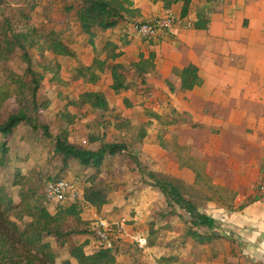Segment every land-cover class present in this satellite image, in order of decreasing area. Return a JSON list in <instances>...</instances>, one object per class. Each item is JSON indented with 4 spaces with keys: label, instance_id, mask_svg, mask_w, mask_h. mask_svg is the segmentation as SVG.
Here are the masks:
<instances>
[{
    "label": "trees",
    "instance_id": "1",
    "mask_svg": "<svg viewBox=\"0 0 264 264\" xmlns=\"http://www.w3.org/2000/svg\"><path fill=\"white\" fill-rule=\"evenodd\" d=\"M162 1L166 8L181 2V16H186L193 0ZM4 3L5 0H0V7ZM38 6L37 0H26L24 8L18 12V24L13 22L12 17L4 14L0 17V173L9 168L14 160L11 141L21 128L28 129L30 134H37L36 139L50 142L49 160L57 161L54 166L57 173L53 176L38 169L25 172L16 168L11 186L18 188L17 199L10 194L6 183H0V264H57L55 250L46 238L52 237L57 247L63 248L69 238L89 235L90 221L84 218L85 203L102 212L110 202L109 195L113 187L108 178L122 180L130 174L140 175L139 182L143 187L157 190L164 198L163 203L155 201L151 207L145 235L147 247L157 246L161 232H172L179 224L183 232L179 236L178 248L186 247L189 242L194 248L210 246L220 239V234L216 232V219L204 208L207 203L216 201L223 208L234 209L236 194L215 185L199 160L182 154L181 151H185L183 146L174 145L165 138L167 127L177 123L192 124L188 113L178 112L176 108H171L168 115L145 111L150 121L157 119L160 125L157 135L160 147L177 151L180 167L189 168L195 173V180L191 184L179 177L149 169L142 162L135 150L146 138L147 126L151 123L136 124L123 112H113L104 91L86 90L75 99H69L64 110L57 114L56 130L44 120V114L52 101L40 96L43 83L47 80L52 84H65L60 58L78 60V54L71 46L76 34L70 31L69 24L63 30L32 23V14ZM65 10L67 15L73 14L79 34L84 37V44L91 46L94 52L89 65L79 61L72 68L70 80L96 85L109 70L112 78L110 87L115 94L137 90L139 83L146 85V74L156 68L155 52L150 51L148 56L141 52L138 61L124 65L118 60L123 54L122 46L128 41L121 45L108 37L103 39L100 47L96 46L99 32L116 30L120 25L126 27L139 22H152V18L142 19L141 10L135 7L133 0H74ZM207 23L206 12L199 10L194 28L207 29ZM143 39L151 43L153 37ZM30 50L37 52L36 64ZM18 54L25 65L21 73L8 65ZM174 72L180 77L181 91H189L203 84L199 69L193 64ZM9 100L14 101L16 109L4 114ZM124 103L128 108L132 107L127 98ZM71 107L77 110L90 109L101 113L102 117L112 113L103 118L101 131L88 137L90 147L72 140L70 127L78 117L75 112H70ZM110 127L115 132L108 134L107 129ZM73 169H77L78 175L84 174V200L57 206L56 211L51 213L46 185L64 178ZM19 222H24L23 228ZM224 236L232 239L229 235ZM89 244V238L85 237L69 250L76 264H117L118 248L88 250ZM157 263L181 264L183 261L179 255L170 253L159 256ZM62 264L73 263L67 259Z\"/></svg>",
    "mask_w": 264,
    "mask_h": 264
},
{
    "label": "crops",
    "instance_id": "2",
    "mask_svg": "<svg viewBox=\"0 0 264 264\" xmlns=\"http://www.w3.org/2000/svg\"><path fill=\"white\" fill-rule=\"evenodd\" d=\"M133 2L141 10L142 19L160 16L168 9L181 16V2L169 8L164 6L162 0ZM199 10L207 14V29L194 28ZM182 17L184 23L176 27L173 33L160 32L151 43L135 31V25H120L116 30L99 32L96 46L100 47L103 39L108 37L121 45L128 41L122 46L123 54L118 60L124 65L138 61L141 52L145 56L150 51L155 52L156 68L152 73L146 74V85L139 83L137 90L114 95L122 96L123 103L127 98L132 104L130 93L133 91L139 94L142 92L141 88L147 86L151 88L148 91L152 95L148 93L146 96L151 95L155 100L154 110L151 111L168 115L171 108H176L178 112L188 113L193 125L177 123L170 126V129L172 126L176 129L181 127L178 131L191 133V136L184 139L178 138L176 145L183 146L186 153H189L188 156L200 159L215 185L236 194L235 207L226 209L221 203L209 202L213 209L206 212L216 219V232L221 236L210 246L194 248L189 242L184 248H176L180 241L168 246H161L159 243L155 247L141 248L146 252L149 250L150 255L149 262H143L158 264L159 256L173 253L180 256L183 261L181 264H264V195L258 192L259 184L264 183V0H227L223 3L193 0L188 14ZM187 20L192 21V28H186ZM68 24L70 31L76 34V40L71 46L78 54V60L71 58L74 62L72 68L79 61L89 65L94 57L92 47L84 44V37L79 34L75 19L76 31H73V25ZM81 52L85 55L83 58ZM66 58H60L62 71V59ZM190 64L198 67L203 84L189 91H181L180 77L174 70ZM104 77L111 78L109 70L103 74L101 81ZM111 83L112 78L109 86ZM146 96L140 95L143 100H146ZM110 105L113 107L111 103ZM147 122L151 124L147 126V136L142 144L148 139L149 127L153 126V141L160 150L158 153L163 157L174 155L173 160L171 157L164 158L152 170L193 183L195 173L189 168L180 167L177 152L160 147L157 119L150 121L145 116L141 123ZM169 137L165 135L171 142V135ZM139 155L142 162L148 165L142 154ZM157 195V198L161 197L159 192ZM109 198L111 200L110 196ZM151 203L152 201L149 205ZM50 205L49 211L54 213L57 206L53 208ZM241 205L243 207L239 208ZM86 212L91 215L89 221L103 213L89 204L84 206L85 219ZM149 214L150 206L146 216ZM131 221L135 222L133 227H136L143 220L142 217L134 216ZM226 230L231 233L232 241L224 236L223 232ZM85 237L89 238L91 244L92 238L89 235Z\"/></svg>",
    "mask_w": 264,
    "mask_h": 264
},
{
    "label": "rangeland",
    "instance_id": "3",
    "mask_svg": "<svg viewBox=\"0 0 264 264\" xmlns=\"http://www.w3.org/2000/svg\"><path fill=\"white\" fill-rule=\"evenodd\" d=\"M26 0H5V3L2 7H0V17L1 14L6 16L12 17L13 22L18 24L20 22L19 19V9L24 8ZM39 6L32 14V23L41 26L43 25L45 28H61L64 29L68 23L73 25V31H76V27L74 25V16L73 14L67 15V10L65 8L69 7L74 0H37ZM158 17V16H156ZM154 17V18H156ZM51 21H48V20ZM153 19V18H152ZM77 47V46H76ZM33 60L35 64L38 62L37 52L35 50H30ZM82 54V52H81ZM84 53L82 54L83 58ZM63 61V71H62V78L64 79L65 84H52L47 80L43 83V86L40 90L41 97L50 98L52 101L51 107L46 111L44 114V120L48 121L53 128L56 130L58 124L57 114L58 112L64 110V106L69 99H75L81 92L86 90H94L99 89L107 93L108 99L110 103L113 105V112H123L129 115L133 122L138 124L145 120V109L154 110L153 105L155 103L154 98H151V91L149 87H142L140 91L141 93H137L133 91L130 93V100L132 102V107L128 108L125 104L121 101L122 96H115L114 92L110 89V82L111 78L104 77L103 80L97 84L96 86L91 85H84L80 82H75L70 80L71 75V68L74 65L73 60L71 58L62 59ZM8 65L14 69L15 71L21 73L25 68L24 63L19 57V54L10 60ZM139 91V92H140ZM148 93L151 95L146 96ZM140 95L146 96V100H143ZM149 97V98H148ZM16 109V105L13 100H9L6 103V107L4 108V114H7L11 111ZM70 112H75L78 117V120L75 121V124L70 127V133L72 135V140L78 141L80 144L89 146L88 137L91 134L99 133L101 131V123L103 118H107L112 115V113L105 115L102 117L101 113H96L90 111V109L84 110H77L74 107L70 108ZM158 127H160L158 123ZM108 134H111L114 131L112 127L108 128ZM155 127H149V136L145 144H140L136 146V152L138 154H142L144 161L147 162V167L149 169L157 168L159 163L164 159L171 157L172 160L174 159V155H164L159 154L160 152L157 144L153 141V132ZM166 135L168 138L171 135L172 144L176 145L178 138L184 139V137L191 136L190 132L186 134L184 131L181 130V127L170 129V126L167 127ZM173 132V133H172ZM102 133V132H101ZM37 134H30L28 129L21 128L16 137L13 138L11 141V149H12V156L14 158L13 162L9 165V168H5L1 170L0 173V183H6L9 187V192L12 196L17 199V192L18 188L15 186H11V179L14 174L16 168L22 171H31L33 169L41 170V172L47 175H55L57 170L54 166L57 164V161L51 162L50 155L48 154V150H50V142L45 140L36 139ZM179 146V145H177ZM174 153L177 151H173ZM182 154L186 155V151H181ZM194 152H197L195 150ZM189 154V153H188ZM187 154V155H188ZM17 156V159L15 157ZM167 156V157H166ZM160 158V161H158ZM200 161L196 156L194 157ZM134 175V174H133ZM64 178L70 180H78L81 182L80 186L84 190V186L86 183L84 182V174H77V169H73L71 173H69ZM108 181L111 182L113 185L112 190L110 191L111 200L109 204L106 205L105 209L103 208V213L101 214L104 218H110L109 221L115 220V222L126 218L125 226L128 227L123 233V237L115 242V247L118 248L117 251V264H136L137 262L147 261L149 262V250L146 252L137 244L135 241L136 237L139 235H147L148 230V222L150 221V214L148 217L146 216L147 211H150L153 203L155 201H159L161 203L164 202L163 196L157 198V190L153 188H149L142 185L140 183V175L136 174L132 176V174L125 176L124 179L117 180V179H110ZM135 184V185H134ZM152 201L151 205L150 202ZM69 204V203H68ZM66 204V205H68ZM86 204V203H85ZM88 204V203H87ZM90 205V204H89ZM209 205V206H208ZM56 208L54 204H51L50 207ZM205 211H211L213 208L210 204L207 203L205 206ZM86 219L91 218L90 213H85ZM114 216V217H112ZM134 216L142 217L141 222H139L136 227H133L135 222L131 221V217ZM144 216V217H143ZM112 218V219H111ZM15 220L14 217L11 218ZM26 221V220H25ZM91 222H89V236H91V244L88 247V250L97 249L96 240L94 233L91 229ZM24 222H19L21 228H23ZM227 231V230H226ZM223 232L224 235L232 236L230 232ZM173 232V233H172ZM162 231L161 238L159 243L161 246L165 244L168 246L172 244V242L180 241L179 236L183 232L182 225L179 224L175 228L174 231ZM136 236V237H135ZM83 236L77 237L73 236L69 238L67 244L63 248H58L56 245L55 240L52 237L46 238L49 241L56 254V262L57 264H62L64 260L70 259L73 264H76V261L72 259L69 255V250L76 245L78 242L83 240ZM178 244V243H176ZM147 248V246L145 247ZM178 248V247H176ZM210 248V247H208Z\"/></svg>",
    "mask_w": 264,
    "mask_h": 264
},
{
    "label": "built area",
    "instance_id": "4",
    "mask_svg": "<svg viewBox=\"0 0 264 264\" xmlns=\"http://www.w3.org/2000/svg\"><path fill=\"white\" fill-rule=\"evenodd\" d=\"M208 2H226L227 0H207ZM184 23V19L178 13L173 10H166L162 15L153 18L152 22H139L135 24V31L143 37L155 38L160 32H167L169 34L174 32V29ZM186 28H192L193 23L191 20L185 21ZM81 182L78 180H70L67 178H60L58 180L49 182L46 185L45 192L49 204L55 206H63L75 201L84 200V190L80 186ZM258 192L264 195V183H260L258 186ZM85 204L84 206H87ZM110 218H104L103 216L96 217L91 222V229L94 233L97 248H114L115 242L123 237L124 225L126 219L123 218L120 221L112 222ZM136 237V236H135ZM135 241L141 248L147 246V238L144 235L136 237Z\"/></svg>",
    "mask_w": 264,
    "mask_h": 264
}]
</instances>
